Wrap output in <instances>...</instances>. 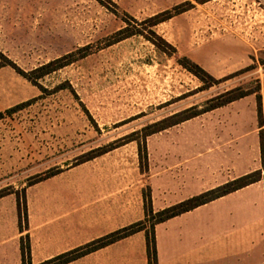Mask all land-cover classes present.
<instances>
[{
  "label": "rangeland",
  "instance_id": "rangeland-1",
  "mask_svg": "<svg viewBox=\"0 0 264 264\" xmlns=\"http://www.w3.org/2000/svg\"><path fill=\"white\" fill-rule=\"evenodd\" d=\"M201 1L0 0V54L25 72L73 54L38 80L43 90L0 69V229L12 226L18 199L28 203L31 182L95 150L121 145L143 170L159 135L145 138L146 128L235 89L249 94L244 106L264 108V0ZM125 28L141 34L110 45ZM186 58L215 83L185 69Z\"/></svg>",
  "mask_w": 264,
  "mask_h": 264
},
{
  "label": "crops",
  "instance_id": "crops-1",
  "mask_svg": "<svg viewBox=\"0 0 264 264\" xmlns=\"http://www.w3.org/2000/svg\"><path fill=\"white\" fill-rule=\"evenodd\" d=\"M245 101L150 138L147 169L121 147L35 184L27 228L17 207L10 229H0V264H23L27 235L31 263L41 264L142 222L145 192L157 213L254 172L264 176V108L261 122ZM155 240L158 264H264V179L156 225ZM69 264H149L146 232Z\"/></svg>",
  "mask_w": 264,
  "mask_h": 264
},
{
  "label": "trees",
  "instance_id": "trees-1",
  "mask_svg": "<svg viewBox=\"0 0 264 264\" xmlns=\"http://www.w3.org/2000/svg\"><path fill=\"white\" fill-rule=\"evenodd\" d=\"M210 0H202L201 3H206ZM187 5H180L174 8L173 11H166L164 13L158 14L148 20L150 22L151 27H156L159 24L172 19L173 17L183 14L187 11H189L192 8L191 4ZM154 33V32H153ZM141 34L139 30L137 31H129L128 28H125L124 30H121L118 32L115 36V39L113 42H111L110 45L119 43L127 38H130L134 35ZM73 54H68L62 58H59L57 60H54L52 62H49L45 65H42L30 72H25L21 68H19L14 62L0 54V57L2 59V62L0 63L1 67H11L14 69L18 75L26 79L29 83H31L34 86L39 87L41 90H43L42 86L38 84V80L45 78L46 76L70 65L73 61L69 60L72 57ZM85 57V56H83ZM181 65L187 69L189 72L194 74L196 77L201 79L203 83L211 87L215 83V79L209 76L207 72H205L200 66L197 64H193L188 60L187 58L183 60ZM206 79L211 80V85H209L206 82ZM249 94L245 92H241L238 89L226 92L223 95L218 96L217 98H214L210 100V105L206 107L205 109L198 110L196 107L187 109L181 113H178L166 120H163L157 124H154L153 126L146 128L145 131L147 132L145 134V138L149 137L151 135H154L156 133H160L164 130H167L171 127H174L178 124H181L183 122L189 121L195 117H198L204 113H207L209 111L215 110L217 108L223 107L225 105H228L230 103H233L237 100L243 99L247 97ZM224 99L222 102H218L219 100ZM18 108V107H17ZM16 109V108H15ZM10 110L11 111H14ZM259 115H262L261 107L259 108ZM0 117H2V114H0ZM133 141V140H131ZM121 145H115L110 146L104 150H95L93 151L90 156L84 160L82 163L93 160L109 151H112ZM262 151L264 155V139L262 141ZM59 170H53L47 175L45 179L51 178L57 174H59ZM264 179V176L262 175V171H257L252 174L243 176L239 179L233 180L231 182H228L224 184L223 186L217 187L213 190L207 191L203 194H200L198 196L192 197L188 200H185L179 204H176L174 206H171L167 209H164L160 212L155 213L151 207V197L149 192H145V211H146V219L142 222H138L132 226L123 228L121 230H118L112 234H109L103 238L97 239L91 243H88L80 248H77L75 250L69 251L65 254H62L60 256H57L51 260H47L41 264H69L79 258H82L86 255H89L91 253H94L100 249H103L111 244H114L118 241H121L125 238H128L138 232L145 231L146 232V238H147V255H148V262L149 264H158L157 262V251H156V240H155V227L156 225L166 222L169 219H172L174 217L180 216L184 213H187L189 211H192L196 208H199L203 205L209 204L219 198H222L224 196H227L231 193H234L240 189H243L249 185H252L254 183H257ZM43 181V179L36 178L35 181L31 182L29 186L35 185L39 182ZM6 196L4 191L0 192V198ZM18 213H19V226L21 231H24V228L26 229L28 226V216H27V204H26V198L24 196L23 203L21 204L20 200L18 199ZM25 225V226H24ZM27 241L26 244H24V241ZM21 251H22V261L23 264H32L31 263V247H30V240L29 236L27 235L25 238H22L21 243Z\"/></svg>",
  "mask_w": 264,
  "mask_h": 264
}]
</instances>
